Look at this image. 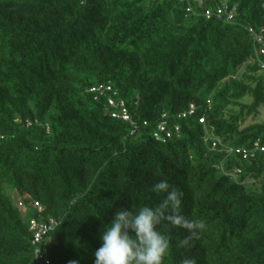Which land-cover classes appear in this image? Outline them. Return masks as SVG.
Wrapping results in <instances>:
<instances>
[{
	"label": "trees",
	"instance_id": "obj_1",
	"mask_svg": "<svg viewBox=\"0 0 264 264\" xmlns=\"http://www.w3.org/2000/svg\"><path fill=\"white\" fill-rule=\"evenodd\" d=\"M229 3L232 23L192 0H0V264H94L114 212L159 206L161 179L205 224L181 246L162 222L163 264H264V153L234 151L264 146L246 30L264 0Z\"/></svg>",
	"mask_w": 264,
	"mask_h": 264
},
{
	"label": "clouds",
	"instance_id": "obj_2",
	"mask_svg": "<svg viewBox=\"0 0 264 264\" xmlns=\"http://www.w3.org/2000/svg\"><path fill=\"white\" fill-rule=\"evenodd\" d=\"M150 191L163 194L159 206L118 208L100 233L102 243L94 253V264H163L170 240L158 230L162 222L189 233L180 241L181 246H188L190 240L204 230L202 221L189 220L180 214L181 193L166 180L152 185ZM185 264L192 262L185 261Z\"/></svg>",
	"mask_w": 264,
	"mask_h": 264
},
{
	"label": "built area",
	"instance_id": "obj_3",
	"mask_svg": "<svg viewBox=\"0 0 264 264\" xmlns=\"http://www.w3.org/2000/svg\"><path fill=\"white\" fill-rule=\"evenodd\" d=\"M194 2H197L201 5H210L211 7H206L203 11V14L205 17L209 18L211 16L221 19L227 23H232L235 22L236 19V8L234 5H230L229 0H192ZM262 7L264 9V3H262ZM246 30L249 32V34L252 36L254 44H255V49H256V58L255 60L258 63V66L260 70H264V28L259 27L254 28L250 25L247 26ZM109 104H113V100L108 99ZM120 106V112L116 113L113 112L111 113L112 117H119L123 120H129V117L123 107V103H119ZM193 107L190 106L189 112H192ZM184 115V114H183ZM199 123H204L203 117L198 118ZM157 126V132H154V136H158V132H164L165 136L170 137L171 133L167 130L166 128V122L162 121L160 122ZM174 130H177V126H175ZM158 138V137H157ZM234 151L237 153L239 152L243 157L246 156H253L257 152H263L264 153V146L260 145L258 142L253 143V147L249 150H246V148H234ZM226 152H232L231 148L226 149ZM34 206L39 210L40 205L38 204L37 201L33 202ZM22 202H18V207L22 208ZM31 228L35 229L36 232L34 233V242L39 240L41 237V233H44L45 228L41 227L36 221L31 222Z\"/></svg>",
	"mask_w": 264,
	"mask_h": 264
},
{
	"label": "rangeland",
	"instance_id": "obj_4",
	"mask_svg": "<svg viewBox=\"0 0 264 264\" xmlns=\"http://www.w3.org/2000/svg\"><path fill=\"white\" fill-rule=\"evenodd\" d=\"M262 73H258V75H261ZM259 115H258V117H257V120H263L264 119V105H261L260 107H259ZM248 119H250V118H248Z\"/></svg>",
	"mask_w": 264,
	"mask_h": 264
}]
</instances>
